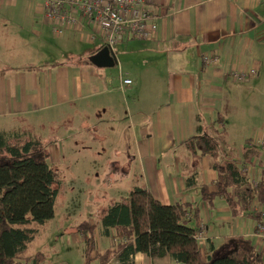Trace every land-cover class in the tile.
Returning a JSON list of instances; mask_svg holds the SVG:
<instances>
[{
  "label": "crops",
  "instance_id": "obj_1",
  "mask_svg": "<svg viewBox=\"0 0 264 264\" xmlns=\"http://www.w3.org/2000/svg\"><path fill=\"white\" fill-rule=\"evenodd\" d=\"M44 1L0 0V43L20 44L33 39L30 36L40 39L51 34L79 47L68 51V59L58 64L0 68V129H20L14 125L22 119L52 121L59 113L84 114L87 125L100 118L106 122L116 114L121 125L127 124L130 142L120 173L126 178L125 172L135 166L139 184L134 187H146L164 205H199L206 235L201 243L203 253L217 252L226 241L243 238L250 239L264 258V239L255 236V219L233 218L223 198L216 197L210 205L203 200L200 187L186 188V178L195 174L199 185H209L213 191L217 173L208 156L185 145L201 128V134L219 140L225 154L240 167L247 160L245 150L254 145L259 155L247 169L253 179L261 178L264 0H145V8L160 17L158 29L150 39L129 37L116 44V75L89 61L103 45L99 33L92 40L95 34L89 22H79L56 35L44 17ZM207 54L215 62L204 63ZM239 69H256L257 74L238 81L233 72ZM123 79H131L132 84L122 88ZM225 111L242 115L237 125L244 131V144L238 153L232 150ZM104 116L109 117L103 120ZM254 128L260 129V143L254 141L257 131L248 139ZM46 149L54 165L59 149ZM118 151H124V146L118 144ZM130 191L123 192L120 199ZM99 214L87 219L90 224ZM96 237L97 252L114 243L113 238L100 236L98 228ZM133 262L175 264L170 257L151 259L144 254H136Z\"/></svg>",
  "mask_w": 264,
  "mask_h": 264
},
{
  "label": "trees",
  "instance_id": "obj_2",
  "mask_svg": "<svg viewBox=\"0 0 264 264\" xmlns=\"http://www.w3.org/2000/svg\"><path fill=\"white\" fill-rule=\"evenodd\" d=\"M198 131L200 134L185 145L210 158L217 173L212 184L215 189L199 185L195 174L186 178V188L200 187L203 200L210 205L216 197L223 198L233 218L247 216L264 225L262 213L253 211L254 201L264 206V169L259 180L253 179L247 169L259 149L254 145L247 148V160L240 167L225 154L219 140L201 134V128ZM26 134L19 129H0V264H43V253H26L36 234L29 225L44 224L55 215L58 174L51 167L42 141ZM200 222L199 205H164L146 187L136 186L127 197L103 209L94 224L84 220L78 225L83 235L84 262L134 264L133 257L144 254L151 259L170 257L175 264H264L262 252L250 239H231L219 251L203 253L196 238L202 228ZM97 228L100 236L114 239L112 245L99 252Z\"/></svg>",
  "mask_w": 264,
  "mask_h": 264
},
{
  "label": "rangeland",
  "instance_id": "obj_3",
  "mask_svg": "<svg viewBox=\"0 0 264 264\" xmlns=\"http://www.w3.org/2000/svg\"><path fill=\"white\" fill-rule=\"evenodd\" d=\"M30 37L33 39L20 44L0 43V48L5 47L0 49V68L58 64L68 59V51H76L79 47L69 41L56 40L51 34L40 39ZM104 69L116 75L117 66ZM59 114L52 121L43 117L29 121L22 119L14 125L29 137L40 139L45 150L54 146L59 149V160L54 165L51 163L58 174L55 215L44 224L33 222L29 225L36 234L27 245L26 253L31 256L43 253V264H85L83 235L78 225L89 217L94 218L114 201H120L119 196L123 192L130 191L136 182L139 184L138 172L134 166L125 172L126 178L120 173L121 160L129 154L130 142L127 124L125 127L121 125L122 121L116 114L110 118L104 116L103 120L109 119L106 122L99 117L100 122L91 125H87L88 117L84 114ZM225 115L226 121H230L228 129L233 141L232 150L238 153L244 144V131L237 125L242 115L239 112L229 114L228 111ZM119 116L122 117L120 112ZM252 130L248 139L250 135H256V131L258 135L260 129ZM118 144L124 146V151L117 152ZM91 264H99V261L94 260Z\"/></svg>",
  "mask_w": 264,
  "mask_h": 264
},
{
  "label": "built area",
  "instance_id": "obj_4",
  "mask_svg": "<svg viewBox=\"0 0 264 264\" xmlns=\"http://www.w3.org/2000/svg\"><path fill=\"white\" fill-rule=\"evenodd\" d=\"M44 17L56 35L63 34L66 28L79 22L88 21L95 34L92 40L96 39L99 33L103 45L108 47L115 58L117 43L129 37L150 39L157 31V21L160 19L145 8V0H45ZM202 59L207 64L216 60L210 54ZM256 74V69H239L233 72V77L243 81ZM130 84L131 79H123L121 87ZM254 141L261 142L259 135H256ZM253 211H260L264 216V208L257 201L253 202ZM255 236L264 239V225L258 224ZM196 238L201 243L206 240L203 227Z\"/></svg>",
  "mask_w": 264,
  "mask_h": 264
},
{
  "label": "water",
  "instance_id": "obj_5",
  "mask_svg": "<svg viewBox=\"0 0 264 264\" xmlns=\"http://www.w3.org/2000/svg\"><path fill=\"white\" fill-rule=\"evenodd\" d=\"M89 61L95 66L101 68H112L117 64L116 58L112 55V53L106 46L92 55L89 58Z\"/></svg>",
  "mask_w": 264,
  "mask_h": 264
}]
</instances>
